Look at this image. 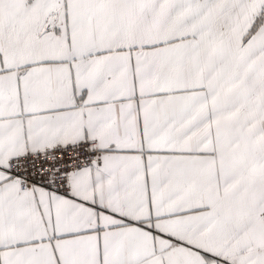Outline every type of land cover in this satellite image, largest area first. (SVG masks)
<instances>
[{
    "label": "snow or ice",
    "instance_id": "snow-or-ice-1",
    "mask_svg": "<svg viewBox=\"0 0 264 264\" xmlns=\"http://www.w3.org/2000/svg\"><path fill=\"white\" fill-rule=\"evenodd\" d=\"M0 264H264V0H0Z\"/></svg>",
    "mask_w": 264,
    "mask_h": 264
},
{
    "label": "built area",
    "instance_id": "built-area-1",
    "mask_svg": "<svg viewBox=\"0 0 264 264\" xmlns=\"http://www.w3.org/2000/svg\"><path fill=\"white\" fill-rule=\"evenodd\" d=\"M72 155V153L71 152H69V156H71Z\"/></svg>",
    "mask_w": 264,
    "mask_h": 264
}]
</instances>
